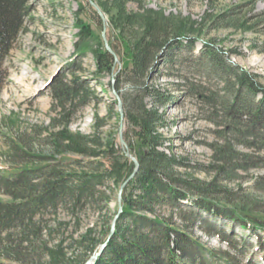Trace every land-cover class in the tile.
<instances>
[{"label": "rangeland", "instance_id": "1", "mask_svg": "<svg viewBox=\"0 0 264 264\" xmlns=\"http://www.w3.org/2000/svg\"><path fill=\"white\" fill-rule=\"evenodd\" d=\"M149 20H165V29L143 76L134 71L129 39ZM106 51L112 67L99 73ZM237 71L264 88V0H29L24 29L0 72V168L33 172L7 182L2 174L13 173H0V264H85L99 251L118 210L113 178L101 177L81 199L54 202L40 199V186L57 171L103 172L112 143L125 148L119 98L130 93L139 110L146 84L169 98L159 105L160 132L177 160L178 185L206 199L193 225L188 207L162 215L187 230V244L191 237L223 260L264 264V236H249L232 220L233 213L264 218V127L236 103L247 95ZM129 112L124 139L137 158L139 128ZM63 133L84 137L99 155L70 152ZM217 225L220 236L212 233Z\"/></svg>", "mask_w": 264, "mask_h": 264}, {"label": "trees", "instance_id": "2", "mask_svg": "<svg viewBox=\"0 0 264 264\" xmlns=\"http://www.w3.org/2000/svg\"><path fill=\"white\" fill-rule=\"evenodd\" d=\"M28 3L29 0H0V72L3 71L6 60L15 49L24 29ZM164 21H147L143 32L140 35L131 36L132 40L129 39L130 51L133 54V68L140 75H147L145 72L148 69L152 50L160 42V31L165 29V23L162 24ZM184 37L183 34L176 36L180 42ZM84 45L86 44L83 41L78 44L79 53H85ZM103 57H105V63L101 64L103 58L99 56L98 72H110L112 61L109 52H104ZM238 73L237 71L236 76L240 79L242 89L247 91V95L240 101L238 99L236 103H242L241 106L245 110L247 119L262 124L264 127V88L255 86L250 78L244 76L245 74ZM76 83L78 82L76 81ZM140 87L144 89V93L141 95V102H143L139 107L140 111L135 110V102L130 100L131 97H127L131 95L130 93L126 92L123 98L124 109L130 110V119L139 128L138 137L141 149L139 148L140 152H136L140 165L124 189L123 210L118 217L115 232L108 239L111 233V222L118 210L107 226V234L103 241L104 243L108 240L107 245L93 264H180L185 258L191 259L193 256L199 261V264H234L229 260H223L215 252L207 250L191 237L188 238L191 243L187 244L188 242H185L187 230L172 222V218L162 215L163 209H175L183 214L187 211L185 208L188 207L191 209L189 223L193 225L200 218L201 210H205L203 203L206 199L193 198L187 190H184L185 188H180L178 184L182 181L176 178L173 173V167L177 164V160L172 154L167 153L164 148L165 140L160 132V123L164 119V114L160 112L159 105L169 102L167 94L163 90L147 84ZM146 98H150L151 102H145ZM62 138L68 142L66 148L70 152L99 155L96 152H92V154L89 152L87 144L83 141L84 137L80 135L65 133ZM116 146L118 145L112 143L108 153L110 164L103 172L90 174L57 171L52 176L53 178L48 179L44 185L40 186V193L43 194L39 196L40 199L46 198L50 202H54L60 197L70 195H76L78 199H81L97 183L100 184L104 177L113 178L115 183L121 187L135 171L136 164L130 162L124 150H118ZM130 147L131 149L135 148V145L131 144ZM67 158L80 161L78 158L68 156ZM4 171L13 173L2 174L1 178L6 182L17 175L19 179H26L29 177V173L33 172L31 168L24 166L0 168V173H4ZM184 185L188 184L184 182ZM233 214L235 215L232 218L233 222L237 223L245 232L248 231L249 236L254 235L256 231L264 236V218L244 213ZM183 221L186 223L188 220L184 218ZM219 228L220 226H215L212 233L220 236L224 230ZM262 238L264 239V237ZM240 241L247 244V238ZM230 244L232 248L237 249L238 242L232 241ZM193 253L198 255H192Z\"/></svg>", "mask_w": 264, "mask_h": 264}, {"label": "water", "instance_id": "3", "mask_svg": "<svg viewBox=\"0 0 264 264\" xmlns=\"http://www.w3.org/2000/svg\"><path fill=\"white\" fill-rule=\"evenodd\" d=\"M96 8L99 10L100 14L103 16V13L101 12V10L96 6ZM106 48L107 50L111 51V48L108 44V42L106 41ZM119 108H120V113H121V117H122V121H121V129H120V141L122 144H124L125 148H124V151L126 152V155L129 156L130 158H132V160L135 162L136 164V168H135V171L133 172V174L129 177V179L127 181H125L122 186L120 187L119 189V192H118V213L116 214V216L114 217L112 223H111V233L108 237V239L111 238V236L114 234L115 232V229H116V223H117V220H118V217L120 215V213L122 212L123 210V193H124V189L126 187V185L128 184V181L134 177L137 169L139 168V161L136 157H133L131 154H130V151H129V148H128V145L126 144V141L124 139V123H123V118H124V108H123V101L121 98H119ZM108 241V240H107ZM107 241L104 242L99 251L93 255V257H91L89 260L86 261L85 264H93L97 258L99 257V255L103 252L104 248L106 247L107 245Z\"/></svg>", "mask_w": 264, "mask_h": 264}]
</instances>
